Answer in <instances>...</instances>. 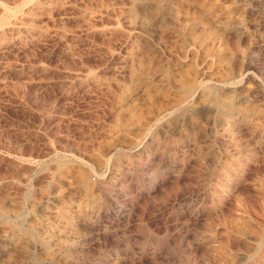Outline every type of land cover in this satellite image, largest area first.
Here are the masks:
<instances>
[{
  "label": "rangeland",
  "instance_id": "374dc122",
  "mask_svg": "<svg viewBox=\"0 0 264 264\" xmlns=\"http://www.w3.org/2000/svg\"><path fill=\"white\" fill-rule=\"evenodd\" d=\"M0 264H264V0H0Z\"/></svg>",
  "mask_w": 264,
  "mask_h": 264
},
{
  "label": "bare ground",
  "instance_id": "6f19581e",
  "mask_svg": "<svg viewBox=\"0 0 264 264\" xmlns=\"http://www.w3.org/2000/svg\"><path fill=\"white\" fill-rule=\"evenodd\" d=\"M85 183H86V182H85ZM85 183H84V184H85Z\"/></svg>",
  "mask_w": 264,
  "mask_h": 264
}]
</instances>
